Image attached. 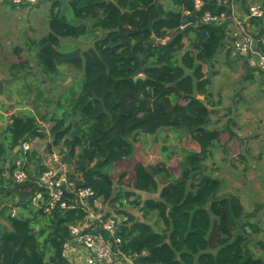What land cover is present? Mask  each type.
I'll return each instance as SVG.
<instances>
[{"label": "trees", "instance_id": "1", "mask_svg": "<svg viewBox=\"0 0 264 264\" xmlns=\"http://www.w3.org/2000/svg\"><path fill=\"white\" fill-rule=\"evenodd\" d=\"M204 1L199 15L204 10L225 9L214 0ZM171 2L174 7L168 9L158 0L50 2L48 32L36 42L37 64L46 74L70 65L76 78L72 90H67L69 96L60 98L61 112L50 117L47 148L51 152L61 145L62 161L73 167V186L94 190L90 203L98 197L113 202L118 199L112 194L109 172L115 163L133 156L135 135L185 129L200 150L184 152L180 176L167 170L165 161L157 167L137 161L133 189L156 193L158 198L125 193L134 196L128 206L139 207L144 219L153 212L161 220V230L123 210L125 218L116 231L120 242L113 249L138 256L141 264H264L262 258L246 251L245 235L232 234L242 212L238 199L217 197L220 181L205 172L197 181L192 179L218 137L206 127L212 99L204 66L222 47L224 32L206 24L181 30L180 23L190 19L183 8H192L193 0ZM66 4L73 13L71 19L64 11ZM98 30L105 34L98 37ZM190 31L193 38L186 47ZM84 34L94 39L87 49L60 50L62 38ZM23 113L12 114L0 127V198L12 204L8 213L0 209L11 227L0 231V264H71L63 256L67 225L82 219L86 211L66 191L65 208L43 212L31 202L37 186L26 189V183L14 182L13 159L20 152L15 149L23 140L43 135L37 117L30 111Z\"/></svg>", "mask_w": 264, "mask_h": 264}, {"label": "rangeland", "instance_id": "2", "mask_svg": "<svg viewBox=\"0 0 264 264\" xmlns=\"http://www.w3.org/2000/svg\"><path fill=\"white\" fill-rule=\"evenodd\" d=\"M51 1L40 0L39 6L31 10L33 20L28 23L30 26L27 30L26 42L23 43L22 41L21 46L17 45L20 50L16 53L9 52V54L4 55L5 58L17 59L15 60L16 63L21 64L18 70L21 72L22 78L4 87L3 91L13 93L22 102L21 104L28 106L15 112L21 115L25 111L32 112L37 117V123L42 129H49L52 124L51 115L55 112L57 114L61 112L58 108L59 102L61 103L60 98L69 96L67 90L69 88L72 90L70 85L76 78L75 71L70 65L61 66L53 74H46L37 64L34 55L37 48L36 42L45 35L46 31L48 32L46 24L50 17ZM259 1L264 3V0ZM158 2L163 4L166 9L174 7L171 0H158ZM63 6L68 18L71 19L73 17L71 7L67 4ZM196 16L200 17L201 15L196 12ZM200 25L202 24L194 23L189 26L198 29ZM221 28L224 32L222 47L218 48L215 55L204 66L205 75L209 79L207 90L212 99V113L206 127L218 133V137L210 146V154L206 157L201 171L196 173L192 179L197 181L199 175L205 172L220 181V187L216 193L217 197L226 195L238 199L242 206V212L235 221L232 234L234 236L236 234L245 235L247 238L246 251L264 260V115L260 112L264 109V95L262 97L255 87L250 86V80L253 79L250 75L245 76L237 73L236 67L239 59L231 60L230 58L232 49L227 38L230 29ZM104 34L105 32L101 30L96 32L98 37H102ZM189 38H193L191 31L188 33V38H185L186 47L189 45ZM20 40H23L22 37ZM93 40L91 35L85 34L78 38H62L60 50L68 51L76 46L84 50L92 45ZM18 58L22 61L20 62ZM2 73L7 76V72L2 71ZM49 75L52 76L48 77ZM243 76L245 79L250 78L245 80ZM251 90L252 94L250 93ZM7 98L12 101L10 97ZM234 98L237 100L234 102L233 110L230 111V102H233ZM41 116H46V118L42 119ZM9 120L10 117H7L4 123L0 124V127L5 126ZM230 132L237 133V136ZM48 137L50 138V136ZM135 138L138 139V142L134 144L133 156L115 163L109 172L112 178V194L114 197L117 196L116 199L118 200L110 202L101 197L94 198L93 203L89 201L86 204V218L96 214L101 216L118 215L123 210L138 213L139 207L131 208L128 206L134 196L125 195L126 192H136L132 187V180L133 166L137 161H142L144 165L157 167L160 160H164L166 162L165 168L171 171L175 177H179L185 164L184 152L200 150L199 145L192 142L183 128L180 130L162 129L156 134L140 132L135 135ZM46 145L40 146L44 148ZM243 147H245L250 160L246 157H244L245 160L240 158ZM62 150L61 145L53 147V152L56 151L63 157ZM73 161L71 160L74 165ZM26 162L27 160L24 159L25 166ZM49 162H52V154L46 153L45 163L48 164ZM67 163L63 161L64 165ZM28 168L32 170L35 168L36 170V164L29 163ZM67 168L69 171L67 172L68 180L72 181L70 177L74 175L73 167L67 165ZM11 189L12 191L15 190L14 188ZM140 195L142 199L154 196L153 194ZM5 203L6 200L3 201V198H0V209L5 208V213H8L12 204L6 205ZM139 212L141 213V211ZM158 221L161 220L158 219ZM10 229L8 221L0 213V231ZM69 241L68 238L64 242L63 256L71 261L75 255L68 250ZM79 253L80 258L84 256L82 251Z\"/></svg>", "mask_w": 264, "mask_h": 264}, {"label": "built area", "instance_id": "3", "mask_svg": "<svg viewBox=\"0 0 264 264\" xmlns=\"http://www.w3.org/2000/svg\"><path fill=\"white\" fill-rule=\"evenodd\" d=\"M4 1L18 6L33 5L38 2V0ZM214 1L217 5L224 6L225 9L215 12L204 10L201 16L197 17L196 12L202 10L205 1L193 0L192 8L184 7L182 12L190 19L181 22L179 28L183 30L194 23L229 28L227 38L231 43L232 54L243 55L249 66L264 72V52L255 48L254 37L246 25L248 20L260 19L264 16V6L260 3H251L246 15L240 18L234 11L235 0ZM261 43L264 45V39ZM45 130L48 131V129ZM18 148L21 149L22 154L13 159L14 167L11 175L15 183L22 184L28 180L24 159L31 150L29 139L23 140ZM50 154H52V162H49L38 174L37 189L31 197V202L43 212L50 213L55 208L67 206L66 191H69L70 199L86 210V204L95 196L94 190L89 186H73V183L68 180L67 172L69 171L67 165L63 164L61 155L53 150ZM118 223L115 215L101 216L99 214L70 222L67 225L70 240L68 250L75 255V258L73 257L71 261L68 258L67 260L73 262L71 264H116L118 256H126L113 249V245L120 242V238L116 236ZM105 234L108 237H105ZM79 251L84 253L81 258Z\"/></svg>", "mask_w": 264, "mask_h": 264}, {"label": "crops", "instance_id": "4", "mask_svg": "<svg viewBox=\"0 0 264 264\" xmlns=\"http://www.w3.org/2000/svg\"><path fill=\"white\" fill-rule=\"evenodd\" d=\"M46 1L48 2V0H44V2ZM251 3H260L264 6V3H262L259 0H235V6H234L235 10L234 11L237 14V16L240 18H243L246 15L247 8ZM39 4H40V0H38V2L33 5L18 6V5L7 3L4 0H0V124L4 123V120L7 117H10L12 114H17L16 112H18V110H23L25 109V107H28V106L21 104L22 102L18 99V97L16 98L13 93L11 94V93H6L3 91L4 87L9 86L12 82L19 81L22 78L20 76L21 72H19L18 70L20 64L16 63L15 61L17 59L5 58L4 55L9 54V52L13 53L14 50L18 46H21L22 41L23 43L26 42L25 39L27 38V30H28V27L30 26L28 25V23L33 20V15L30 12L33 8H36L37 6H39ZM231 24L232 23H230V25ZM246 25H247V29L252 33L254 37L255 48L257 50L264 52V45L261 43V40L264 39V16L260 19H250L247 21ZM46 29L48 30V24H46ZM21 37L23 40H20ZM230 48L232 49L231 46ZM230 58L231 60H235L234 58L239 59L237 61L238 65L236 67L237 73L244 74L245 76L250 75V77L253 78L252 80H250L251 82L250 86H253V88L255 87V89L258 92H260L261 96L263 97L264 95V72L249 66L243 55H239V54L233 55L232 52L230 51ZM18 60L20 62L22 61L20 60V58H18ZM14 65H16L15 68H13ZM2 71L7 72V76H4ZM233 72L235 73L234 70ZM249 78H246V79L249 80ZM253 81L255 82L253 83ZM250 93L251 94L253 93L252 90L250 91ZM7 97H10L12 101H10ZM236 100L237 99L234 98L233 102H230V111L233 110L234 102ZM260 112L264 115V109ZM40 131H41L40 133H43L42 136L37 135L33 137L32 139H29L31 143L32 153H30L28 156L26 155V158H25V161L27 160L26 169L28 172V180L25 182L26 185H24L26 189L27 188L30 189L31 187L30 185L32 184L34 186H37L38 172L47 165L45 163V155L46 153H50L49 149L47 148L48 143L51 142V139L48 137L49 129L48 131L45 129H40ZM230 133L234 134V136H237V133L235 132H230ZM45 144L47 145L44 148L40 146V145H45ZM18 150L20 152L16 157H18L19 155L21 156L22 154L21 149H19L18 147L15 149V152ZM42 150L45 153H43ZM31 162L36 164V170L35 168L33 170L28 168V165ZM163 162L164 160H160V163H163ZM136 192L140 194H151V195L153 194L154 196L150 198H153V199L158 198V195L156 193H146L142 191H136ZM124 211H129V210H124ZM129 212L133 213L136 217H139V219L150 223L156 231L161 230L162 222L161 221L159 222L157 220V217L153 215V212H150L149 214H147L145 219L141 216V213L138 210H137L138 213H135L132 211H129ZM115 216L117 217L118 221H121L122 219L125 218L123 213H120ZM116 264H141V263L139 261L138 256L126 255L124 257L118 256Z\"/></svg>", "mask_w": 264, "mask_h": 264}, {"label": "water", "instance_id": "5", "mask_svg": "<svg viewBox=\"0 0 264 264\" xmlns=\"http://www.w3.org/2000/svg\"><path fill=\"white\" fill-rule=\"evenodd\" d=\"M200 98H203V97L200 96ZM242 156H243V157H246L248 160H250V159L248 158V156H247V153H246L245 147L242 148ZM147 172L150 173V174H152V171H151V169H150L149 167L147 168Z\"/></svg>", "mask_w": 264, "mask_h": 264}]
</instances>
